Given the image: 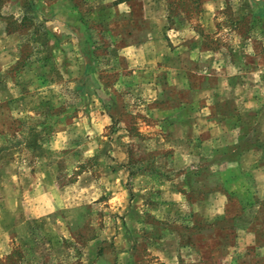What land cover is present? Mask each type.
Instances as JSON below:
<instances>
[{
  "label": "rangeland",
  "instance_id": "374dc122",
  "mask_svg": "<svg viewBox=\"0 0 264 264\" xmlns=\"http://www.w3.org/2000/svg\"><path fill=\"white\" fill-rule=\"evenodd\" d=\"M0 16V264H264V172L216 163L264 146V0Z\"/></svg>",
  "mask_w": 264,
  "mask_h": 264
},
{
  "label": "crops",
  "instance_id": "0c3cea01",
  "mask_svg": "<svg viewBox=\"0 0 264 264\" xmlns=\"http://www.w3.org/2000/svg\"><path fill=\"white\" fill-rule=\"evenodd\" d=\"M10 3L8 1H5L3 3V7H6L7 5H9ZM151 4V3H150ZM142 8H143V11L146 12L148 10V7L150 6L149 5V2H146V1H143L142 3ZM5 13H3L4 15ZM122 52H125V51H122ZM131 53V51H128V54ZM255 128V127H254ZM255 132V131H253ZM239 145V144H238ZM243 146V147H242ZM245 147V148H244ZM235 150H233V157L235 156V154H237L238 156V159L237 160H232V159H229V158H225L223 160H217L216 163L218 165H220L221 167H224V168H239L240 170H242L243 174H246V171L248 172H251L253 171L254 174L255 173H258V172H264V146L263 144L261 143V146H257V143H255V146H250V147H247V144H240L238 148H234ZM228 152L227 149H225V152ZM233 161V162H232ZM198 167V165H196ZM229 183H235V182H231L229 181ZM254 183V182H253ZM235 185V184H233ZM237 187L234 186V189H230V190H227V191H223V192H219V194H217L219 196V200H217L214 203L213 202H210L209 204L206 202L205 206V213L204 215L206 216L207 220L209 223H212L214 222L217 218L221 217V216H224V215H227L229 213H231V195L230 193L231 192H234V190L236 189ZM216 198V196L214 197ZM176 199V197H175ZM188 205H190L191 207V215L193 216L194 214V203H187ZM170 209L167 208L166 209V213L161 216L162 220H167L169 218H171V216L173 215H170ZM197 213H199V209L196 208V211ZM248 211L244 212V213H247ZM242 215V214H241ZM191 216V217H192ZM193 219V218H192ZM195 226V223H194V220L193 222L191 223V228ZM247 226H245L246 228ZM245 228H241V229H245ZM194 229V228H193ZM247 232V235H251L252 238H253V242L255 243V246H256V242H257V237H256V234L253 232V230L249 227L246 228V231ZM242 240L239 239V244L242 245ZM259 247V246H258Z\"/></svg>",
  "mask_w": 264,
  "mask_h": 264
},
{
  "label": "trees",
  "instance_id": "16d2710c",
  "mask_svg": "<svg viewBox=\"0 0 264 264\" xmlns=\"http://www.w3.org/2000/svg\"><path fill=\"white\" fill-rule=\"evenodd\" d=\"M0 18H2V16H0ZM4 18V20H5V17H3ZM219 220H223V219H219ZM213 225H216V223H213Z\"/></svg>",
  "mask_w": 264,
  "mask_h": 264
}]
</instances>
